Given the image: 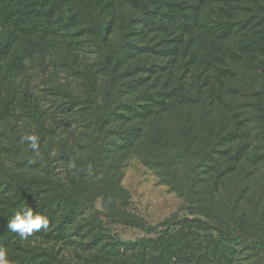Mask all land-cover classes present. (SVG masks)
Masks as SVG:
<instances>
[{
    "label": "rangeland",
    "instance_id": "rangeland-1",
    "mask_svg": "<svg viewBox=\"0 0 264 264\" xmlns=\"http://www.w3.org/2000/svg\"><path fill=\"white\" fill-rule=\"evenodd\" d=\"M77 1L106 27L103 54ZM144 7L145 0H97V7L90 0H0V171L36 180L0 185V245L9 260L15 257L11 264H138L141 253L131 245L139 242L150 264H164L170 243L175 246L166 264L264 263V253L251 247L228 250L224 229L188 211L152 234L123 223L156 226L182 206L211 203L244 237L264 240V123L254 115L264 109V0H219L210 11L207 26H247L222 47L228 55L220 72L201 76L208 94L200 103L194 95L200 72L185 79L178 70L174 84L164 85L179 31L128 23L127 17L140 19ZM119 55V108L100 135L96 124L108 109L109 68ZM10 70L16 79L5 85ZM169 90H176L173 99L160 98ZM205 113L209 124L222 127L213 140L206 137ZM174 130H180L176 142L161 146L159 135ZM186 132L192 142H185ZM32 135L36 148L24 139ZM189 143V150L173 151ZM45 180L61 181L66 190L43 193ZM22 206L49 219L47 229L27 240L7 229Z\"/></svg>",
    "mask_w": 264,
    "mask_h": 264
},
{
    "label": "trees",
    "instance_id": "trees-1",
    "mask_svg": "<svg viewBox=\"0 0 264 264\" xmlns=\"http://www.w3.org/2000/svg\"><path fill=\"white\" fill-rule=\"evenodd\" d=\"M94 7H97V0H90ZM219 3V0H145V7L141 9L142 16L140 19L127 17L128 23H137V26L154 23L155 25L160 27H174L176 30L179 31V36L174 40L175 46L177 48V52L174 53L171 58H169V63L172 64V71L169 72L165 79L164 85L174 84L172 76L176 74L178 70L182 72V76H185V79L189 78L187 76L188 72H200L199 74L196 73L194 79L196 81V90L194 95L198 99V102H205L202 100L203 96L208 94L207 92V84L204 86L199 85V80L205 76L210 78L208 74L219 73L220 67L219 64L221 62L227 63V61H223L222 57L227 56L228 53L224 52L222 56V47L227 45L226 42L230 41L231 38L235 35H238L241 31L246 28V24H241V27L237 28L236 23H230L229 25L219 26L214 28L213 25H209L208 18L211 16L210 11L214 9V6ZM77 7L81 13V17L86 25V27L91 30L95 31L99 34L95 45L99 53L103 54L102 46H101V38L104 36L106 32L105 25H97L95 24L86 14L84 8L77 1ZM239 25V23L237 24ZM209 27L210 29L206 30L209 33L213 34L209 37L208 33L205 29ZM3 24L0 21V39L2 33ZM221 45H219V44ZM9 47H12L13 43L8 42ZM139 52L143 53V49H139ZM162 56L170 57L169 53L166 50L162 51ZM0 58L1 55H0ZM121 62V55L116 58L115 65L112 68H109L110 74V82L107 86L108 92V109L105 113L99 118L97 121L96 126L100 127V135L104 132V127L107 123H110L112 116L115 115L117 109L119 108L118 104V97L116 91L114 90V84L117 82V67ZM213 62V63H212ZM168 63V64H169ZM12 70V69H11ZM10 70V77H5L3 84L8 85L12 81L16 79L15 71ZM213 71V72H212ZM228 73V72H226ZM189 75V74H188ZM204 77V78H205ZM8 78V79H7ZM206 81V79H205ZM136 82V81H135ZM132 92L137 90V86H133L131 88ZM177 90V89H176ZM176 90H169L168 92L160 91L158 94L160 98L164 100H171L173 97L176 96ZM181 90V89H180ZM205 91V92H204ZM165 104V101L164 103ZM204 108V106L202 107ZM262 114L254 113L255 117L259 120V125L264 123V109H261ZM204 120L206 121V127L209 130L206 137L211 138L213 140L214 137H218V131H222L217 123L213 122L211 124L208 123V114L205 113ZM257 114V115H256ZM152 116V114L150 115ZM258 122V121H257ZM261 131L264 132V129L261 126ZM189 133H185V142H192L190 137H188ZM184 136V135H182ZM190 136V135H189ZM161 137L160 142L163 144L168 145L172 143L171 141L175 140V137H180V130H174L172 132L159 135ZM166 137V139H163ZM158 144V143H157ZM173 144V143H172ZM189 143L187 146L185 144L175 145L173 151L176 153H181L182 150L187 151L189 150ZM104 139L100 137V157L103 152L104 147ZM184 151V152H185ZM219 151H216L218 154ZM212 158V157H211ZM16 179H23L26 182H36V180L32 177H28L25 174H9L6 172L0 171V185H4L2 182H6L5 184H9L14 182ZM45 185L49 188H44L43 193H47L50 190H66L65 184L61 183V181H47L45 180ZM214 185L217 186L215 182ZM207 193H213L214 187L209 189L208 184L206 185ZM107 185L103 188L104 193V205H107L110 199V191ZM80 200L87 202L92 208H95L94 202L90 201L89 199L78 196ZM210 201V200H209ZM188 211L190 213L196 214L198 216L210 218L214 223H216L219 227L224 229L226 233L231 237L230 247L228 250H232L233 246L238 247H251L258 251L264 253V240L254 241L250 240L247 237H244L241 232L228 220L225 218L224 215L221 213L213 211V207L210 205H199V206H182L180 210L174 214L172 217L164 220L162 223L156 226H149L146 223L138 220V219H129L123 221V223L127 226L136 228L144 232L145 234H152L156 233L159 229H166L169 228L179 212ZM132 248L138 250L141 253V260L138 264H150L151 259L147 257V250L143 242L135 243L131 245ZM175 246V243H170L167 245L166 249L170 250ZM164 252L162 263L166 264L168 261L172 260L171 257L168 255V251ZM236 253V252H235ZM233 253V254H235ZM10 260H15V257L11 258ZM23 260V259H22ZM97 264H104L100 261ZM264 264V263H263Z\"/></svg>",
    "mask_w": 264,
    "mask_h": 264
},
{
    "label": "clouds",
    "instance_id": "clouds-1",
    "mask_svg": "<svg viewBox=\"0 0 264 264\" xmlns=\"http://www.w3.org/2000/svg\"><path fill=\"white\" fill-rule=\"evenodd\" d=\"M25 140L31 141V147L36 148L37 137L35 135L26 136ZM49 219L47 215L41 214L28 206H22L19 211L15 213L13 218L8 221L7 229L10 232L17 233L21 240H27L34 231H39L44 228L47 229ZM0 264H11L8 258V250L0 245Z\"/></svg>",
    "mask_w": 264,
    "mask_h": 264
}]
</instances>
